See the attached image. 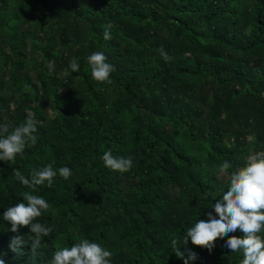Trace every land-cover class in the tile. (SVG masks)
Instances as JSON below:
<instances>
[{"label": "trees", "instance_id": "obj_1", "mask_svg": "<svg viewBox=\"0 0 264 264\" xmlns=\"http://www.w3.org/2000/svg\"><path fill=\"white\" fill-rule=\"evenodd\" d=\"M95 51L114 66L110 83L91 75ZM29 117L36 143L0 161V213L32 192L50 203L37 219L53 232L33 255L27 226L13 233L0 221L6 264H17L16 235L27 242L20 264H51L81 238L110 249L113 264H183L173 237L218 215L211 203L231 170L264 151V0H0V123ZM108 150L132 168L106 167ZM49 163L50 187L15 179ZM242 234L211 251L189 241L192 264H239L224 240Z\"/></svg>", "mask_w": 264, "mask_h": 264}, {"label": "clouds", "instance_id": "obj_2", "mask_svg": "<svg viewBox=\"0 0 264 264\" xmlns=\"http://www.w3.org/2000/svg\"><path fill=\"white\" fill-rule=\"evenodd\" d=\"M110 28L111 25L108 26V29ZM108 29L103 33L105 40L111 39V32ZM87 61L95 80L111 82L110 74L114 71V66L107 62L104 52H92ZM68 67L72 73H76L80 64L73 58L69 61ZM36 133L37 124L31 117L18 126L0 123V161L14 162L17 155L23 154L29 144L36 143ZM101 159L106 167L121 173L133 166L131 156H114L111 150L105 151ZM231 168L230 162L226 160L219 165L218 171L225 174L229 173ZM58 171L64 179L72 175V170L68 166H62ZM56 176L57 171L52 163L39 170H33L30 179L19 168L15 170V179L33 190L45 183L50 187ZM22 198L20 202L4 207L3 213H0V221L8 222L10 225L8 230L13 233H18L21 227L27 226L31 251L36 255L44 238L53 232L51 224L46 225L37 219L48 211L51 205L43 196L34 195L29 191H24ZM214 200L211 208H214L218 215L208 212L207 218L195 219L187 227L182 240L173 237L171 246L175 255L183 260V264H192L197 259V253L187 247L189 241L211 251L218 237L239 229L243 234L228 236L224 240L225 246L232 253L241 256L239 264H264V151L254 153L246 164L231 170L230 184L226 190H222L219 198ZM26 243L22 236L16 235L9 244L10 251L15 254L12 259L17 264H20L23 253L21 246ZM112 256L113 252L110 249L88 238H81L70 247H61L55 251L51 264H113ZM3 257L4 253H0V264H6Z\"/></svg>", "mask_w": 264, "mask_h": 264}]
</instances>
